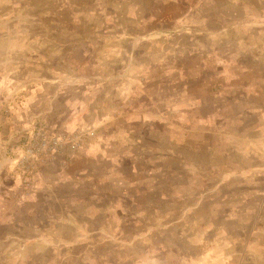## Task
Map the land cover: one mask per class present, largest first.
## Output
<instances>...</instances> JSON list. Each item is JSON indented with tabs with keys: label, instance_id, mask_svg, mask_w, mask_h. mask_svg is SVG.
<instances>
[{
	"label": "rangeland",
	"instance_id": "374dc122",
	"mask_svg": "<svg viewBox=\"0 0 264 264\" xmlns=\"http://www.w3.org/2000/svg\"><path fill=\"white\" fill-rule=\"evenodd\" d=\"M0 264H264V0H0Z\"/></svg>",
	"mask_w": 264,
	"mask_h": 264
}]
</instances>
